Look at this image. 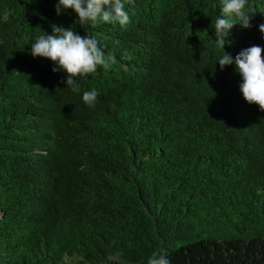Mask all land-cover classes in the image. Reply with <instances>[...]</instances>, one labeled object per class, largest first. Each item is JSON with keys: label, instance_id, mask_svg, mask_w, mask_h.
I'll use <instances>...</instances> for the list:
<instances>
[{"label": "trees", "instance_id": "obj_1", "mask_svg": "<svg viewBox=\"0 0 264 264\" xmlns=\"http://www.w3.org/2000/svg\"><path fill=\"white\" fill-rule=\"evenodd\" d=\"M58 0H0V264H264V112L220 70L221 0H131V22L80 25ZM233 58L264 48L248 0ZM52 25L111 67L66 84L30 46ZM97 90L95 108L83 93Z\"/></svg>", "mask_w": 264, "mask_h": 264}, {"label": "clouds", "instance_id": "obj_2", "mask_svg": "<svg viewBox=\"0 0 264 264\" xmlns=\"http://www.w3.org/2000/svg\"><path fill=\"white\" fill-rule=\"evenodd\" d=\"M125 3L131 0H58L56 12L72 10L80 25L99 23L119 24L126 29L131 17L125 9ZM221 14L214 24V41L216 47L223 51L218 58L220 70L235 64L236 71L241 77L239 90L249 105H256L264 112V48L252 45L241 50L235 58L225 51L231 29L239 24L243 29L253 27L252 20L255 12L246 11L248 0H221ZM52 34L39 36L30 46L33 58H46L54 63L52 71L66 73V84L73 92H79L78 80L87 78L88 74L96 73L98 66L104 70L111 67L114 59L111 53L107 55L99 47L98 40L91 34L81 36L72 27L52 25ZM259 31L264 33V24ZM99 93L97 90L83 93V101L90 108H95ZM148 264H169L166 255L153 252Z\"/></svg>", "mask_w": 264, "mask_h": 264}]
</instances>
